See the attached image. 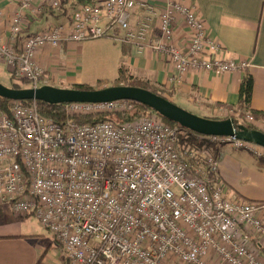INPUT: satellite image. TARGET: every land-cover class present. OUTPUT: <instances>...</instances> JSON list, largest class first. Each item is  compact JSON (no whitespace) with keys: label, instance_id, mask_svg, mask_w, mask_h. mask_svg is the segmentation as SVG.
Returning a JSON list of instances; mask_svg holds the SVG:
<instances>
[{"label":"built area","instance_id":"obj_1","mask_svg":"<svg viewBox=\"0 0 264 264\" xmlns=\"http://www.w3.org/2000/svg\"><path fill=\"white\" fill-rule=\"evenodd\" d=\"M9 37L0 32V60L31 87L47 85L39 49L108 38L163 56L176 75L229 73L246 61L222 57L197 6L166 0H16ZM141 17L132 23L133 11ZM53 11L66 20L18 37L30 17ZM72 11V13H69ZM191 34L181 42L176 21ZM157 33L155 38L153 33ZM70 116L129 112L114 100L64 104ZM264 129V120L248 116ZM185 132L157 114L119 123L107 119L59 124L37 101L0 103V206L35 215L59 242L68 264H264V202L234 197L220 177L213 147L232 144L264 157V147L236 136L180 142Z\"/></svg>","mask_w":264,"mask_h":264},{"label":"crops","instance_id":"obj_2","mask_svg":"<svg viewBox=\"0 0 264 264\" xmlns=\"http://www.w3.org/2000/svg\"><path fill=\"white\" fill-rule=\"evenodd\" d=\"M146 1L160 8L166 4V0ZM185 1L197 6L198 13L207 23L208 32L222 46L220 55L236 61H246L249 63L247 68L229 73L192 71L184 78L170 82V77L176 73L172 65L157 53L148 50L140 54L136 47L119 43L122 61L125 60L134 73L148 76L155 88L163 91L162 93L175 104L182 107L180 102L190 108L199 109L209 117L236 115V111L230 108H236L238 105L243 75L249 72L254 80L250 110L264 113V0ZM18 8L16 0H0V32L6 37L10 35L9 25ZM66 17L64 14L48 11L30 17L18 37V45H21L28 35L41 30L49 21L52 20V25L58 23L54 22L55 19L66 20ZM140 17L141 10L136 8L132 14V23H136ZM175 26L177 37L181 42H185L191 34L185 21L178 17ZM156 36L157 33L154 32L152 37ZM71 44H64L59 49L41 48L35 58L46 71L53 72L52 65L57 63L53 56L47 59L49 54L52 51L57 53L67 50ZM4 66L10 72L6 65ZM184 109L190 111L189 108ZM222 151L221 147L219 173L233 196L264 202V162L227 151L222 154ZM29 216L31 215H16L10 206H0V264H68L55 237L52 242H44L34 237L36 234L23 231L21 224L18 225L12 220Z\"/></svg>","mask_w":264,"mask_h":264},{"label":"rangeland","instance_id":"obj_3","mask_svg":"<svg viewBox=\"0 0 264 264\" xmlns=\"http://www.w3.org/2000/svg\"><path fill=\"white\" fill-rule=\"evenodd\" d=\"M69 13H72L70 11ZM52 21V20H51ZM48 22L41 30L48 28L51 24ZM65 19H55L54 22H63ZM120 44L110 39H94L82 43H72L67 50L60 52H51L48 56L54 57L57 64H53L54 71H45L44 79L49 85L74 88L76 84H84L93 89H100L107 86H113L117 83L120 76V69H125V77L129 80L141 81L148 86L155 87L148 76L131 71L129 64L121 59ZM0 60V82L10 86L12 83L11 74L5 68V64ZM16 81L21 82L23 78L12 75ZM25 88V87H23ZM163 92V91H162ZM183 108H189L190 112L206 117L209 115L199 109L190 108L179 102ZM121 113V112H118ZM115 114V113H110ZM223 115V114H222ZM213 116V115H210ZM219 116V115H216ZM223 151L235 153L236 155L249 156L259 161L263 156L255 154L248 149H237L232 144L220 146ZM222 151V154H223ZM264 162V161H263ZM11 214V213H10ZM14 223L21 224V229L28 234H36L34 237L45 241H54L53 234L47 230L39 218L31 215L27 218H12ZM18 230V228L16 229Z\"/></svg>","mask_w":264,"mask_h":264},{"label":"water","instance_id":"obj_4","mask_svg":"<svg viewBox=\"0 0 264 264\" xmlns=\"http://www.w3.org/2000/svg\"><path fill=\"white\" fill-rule=\"evenodd\" d=\"M0 97L7 100H36L49 104L98 103L130 100L145 105L164 118L198 135L236 136L240 140L264 147V132L237 124L233 118L215 119L196 115L164 96L147 88L131 85H113L100 89L64 88L43 85L38 88H15L0 82Z\"/></svg>","mask_w":264,"mask_h":264},{"label":"trees","instance_id":"obj_5","mask_svg":"<svg viewBox=\"0 0 264 264\" xmlns=\"http://www.w3.org/2000/svg\"><path fill=\"white\" fill-rule=\"evenodd\" d=\"M48 12L54 13L53 11H50V10ZM125 76H126L125 75V69L121 68L120 69V76L118 77L117 83H115L113 85L139 86V87L147 88V89H149V90H151V91H153V92H155L161 96L166 97L157 88L148 86L147 84H145L141 81H137V80L131 81V80L127 79ZM11 80H12V83H11L10 87H15V88L31 87V83L27 79L23 78L22 81L19 82V81H16L14 79V77L11 75ZM253 85H254V80H253L251 73L245 72V74L243 75V79H242L240 89H239L240 101H239L238 105L236 106V108H230V109H234L236 111V115L233 117L215 116V117H210V118H215V119L233 118L237 124L242 123V124L246 125L249 129H252V130L256 129V130H260V131L264 132V129L259 128L256 124L248 122V116L249 115L253 116V118L255 120H264V113L263 112H257V111H251L250 110ZM74 88L84 89V90L93 89V88H91L87 85H84V84H76L74 86ZM28 101H32V100H28ZM10 102H11V100H7V99L0 97L1 107L5 111L9 110ZM37 105H38L40 113L43 116L48 117V118L54 120L55 122H57L59 124L66 123L69 119H75L81 123H95L98 121L112 119V120H116L119 123H123V122H128V121L138 119L142 116L157 114L168 125L173 126V127H178L185 132L184 134L181 135V138H180V142L182 145H186L189 143L192 145L202 146L206 143V141L199 139L200 135H198V134H196V133H194L188 129L181 127L179 124H177L173 121H170V120L164 118L163 116H161L160 114L156 113L151 108H149L145 105H142V104H138V103L136 105L135 110L129 111V112L115 113L113 115L107 114V113H95V114H90V115L73 116V117L67 113L64 104H49L46 102L37 101ZM213 149H214V152L216 155L220 151V147H217V146L213 147ZM261 160L264 161V159H261Z\"/></svg>","mask_w":264,"mask_h":264}]
</instances>
